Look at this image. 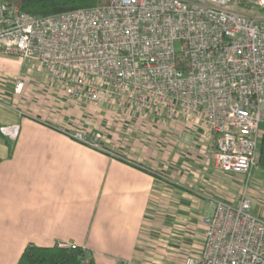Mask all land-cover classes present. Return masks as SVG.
Listing matches in <instances>:
<instances>
[{"label":"built area","instance_id":"1","mask_svg":"<svg viewBox=\"0 0 264 264\" xmlns=\"http://www.w3.org/2000/svg\"><path fill=\"white\" fill-rule=\"evenodd\" d=\"M177 52L186 68L176 66ZM0 54L38 61L48 78L38 104L58 114L71 109V122L93 111L87 126L62 129L111 154L101 145L110 124L117 139L137 123H201L213 137L215 167L241 183L235 199L213 200L200 252L183 264H264V218L252 211L249 192L264 136V17L238 0H109L47 15L0 0ZM23 87L17 79L12 91ZM0 131L14 140L18 126Z\"/></svg>","mask_w":264,"mask_h":264},{"label":"crops","instance_id":"2","mask_svg":"<svg viewBox=\"0 0 264 264\" xmlns=\"http://www.w3.org/2000/svg\"><path fill=\"white\" fill-rule=\"evenodd\" d=\"M55 109L0 99V125L18 126L6 137L10 155L0 141V264H16L28 243L79 245L95 264L198 255L203 216L214 199H235L241 183L215 167L206 128L182 117L126 126L115 142L102 141L111 154L73 140L62 129L72 110ZM254 169L251 209L264 218V169L253 177Z\"/></svg>","mask_w":264,"mask_h":264},{"label":"trees","instance_id":"3","mask_svg":"<svg viewBox=\"0 0 264 264\" xmlns=\"http://www.w3.org/2000/svg\"><path fill=\"white\" fill-rule=\"evenodd\" d=\"M17 6L21 11L29 14L47 15L62 12L74 8H85L103 5L109 0H3ZM246 0H238L243 4ZM264 15V5L256 7ZM175 62L178 68H186L188 61L182 52H177ZM1 126V125H0ZM0 141L6 142L9 147V155L12 151V141L0 131ZM256 166L264 169V136L260 141L257 151ZM83 247L79 245L61 246L54 243L50 246H41L28 243L22 250L16 264H95L91 257L86 258Z\"/></svg>","mask_w":264,"mask_h":264},{"label":"rangeland","instance_id":"4","mask_svg":"<svg viewBox=\"0 0 264 264\" xmlns=\"http://www.w3.org/2000/svg\"><path fill=\"white\" fill-rule=\"evenodd\" d=\"M238 5L245 12H249L259 17H264L262 13L256 10V7H247L245 5V2L243 4H240L238 2ZM176 46H178V43H176ZM46 73H47L46 69L38 61L34 59H22L18 56L0 54V99L8 100L10 101L11 104H15V105L22 104L26 106L28 103L31 104L40 103V101L42 100L41 92L45 88V85L47 84L48 78ZM17 79H21L24 83V87L20 94H16L12 91L13 84ZM93 114L94 112L92 111L87 115L85 119L84 116H82L81 120L84 119L83 121H77L75 120V118H73L72 120V124L74 125L73 127H75L76 125L87 126V121L92 120ZM100 116L101 115H98V117ZM77 117L80 118V116ZM93 117L95 118V116ZM117 128H118L117 125H111V124L109 125V128L107 130L109 133L106 135V138L110 139L109 141L115 142V140L121 137L120 135L119 138L117 139L115 138L119 133V131L117 132L118 130ZM124 129L125 128L121 129L122 134L124 132ZM262 172L263 170L256 167L255 165V169L253 170V177H257V175H261ZM236 177L238 180L239 175H236Z\"/></svg>","mask_w":264,"mask_h":264},{"label":"bare ground","instance_id":"5","mask_svg":"<svg viewBox=\"0 0 264 264\" xmlns=\"http://www.w3.org/2000/svg\"><path fill=\"white\" fill-rule=\"evenodd\" d=\"M86 255V254H85Z\"/></svg>","mask_w":264,"mask_h":264}]
</instances>
